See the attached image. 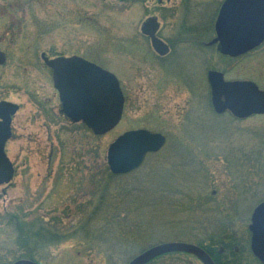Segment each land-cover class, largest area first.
Listing matches in <instances>:
<instances>
[{
	"label": "rangeland",
	"instance_id": "1",
	"mask_svg": "<svg viewBox=\"0 0 264 264\" xmlns=\"http://www.w3.org/2000/svg\"><path fill=\"white\" fill-rule=\"evenodd\" d=\"M219 5L0 0V50L6 55L0 101L18 105L5 148L15 173L0 184V263L26 259L21 238L50 230L61 237L34 250L38 264H129L160 243L214 242L236 209H253L255 202L232 197L248 195L250 178L264 176V116L233 122L216 115L208 86L207 101H199V68L187 73L190 89H170L169 105L153 106L154 71L137 67L147 51L140 27L149 15H158L164 36L187 32L210 16L213 22ZM42 52L52 58L79 55L114 73L125 96L119 124L96 136L61 115ZM207 57V67H220L214 47L207 48ZM227 63L228 76H250L264 89V46ZM136 128L161 133L164 145L131 172L112 174L109 145ZM166 259L151 264H201Z\"/></svg>",
	"mask_w": 264,
	"mask_h": 264
},
{
	"label": "water",
	"instance_id": "2",
	"mask_svg": "<svg viewBox=\"0 0 264 264\" xmlns=\"http://www.w3.org/2000/svg\"><path fill=\"white\" fill-rule=\"evenodd\" d=\"M161 1V0H158ZM264 0H226L216 23L221 47L231 54H240L257 46L264 38ZM158 22L147 18L141 32L151 39L154 49L162 42L155 36ZM41 58L52 71V82L58 92L61 111L73 123L84 124L96 136L111 131L118 125L123 111L124 98L116 76L79 56ZM5 54L0 51V65ZM211 104L216 113L229 109L234 115L264 114V90L251 81L224 82L222 75L209 71ZM224 96L222 102L221 97ZM18 105L0 102V184H8L14 169L4 152L10 136L11 116ZM165 136L146 129L128 130L119 135L107 149V165L112 174H126L137 168L148 152L158 151L165 143ZM264 230V206L258 216ZM261 224L259 227H261ZM169 252H186L197 256L203 264H214L197 245L185 242H167L152 246L129 264H145ZM12 264H36L31 259H18Z\"/></svg>",
	"mask_w": 264,
	"mask_h": 264
},
{
	"label": "flooded vegetation",
	"instance_id": "3",
	"mask_svg": "<svg viewBox=\"0 0 264 264\" xmlns=\"http://www.w3.org/2000/svg\"><path fill=\"white\" fill-rule=\"evenodd\" d=\"M225 1L226 0H220V5L218 7L213 22L211 21L212 19H210L211 17L210 16L209 19H207L206 21L205 20L202 21L204 23H202L201 25L196 27H191L187 32H183V33L174 32L171 34L167 33L168 35H164V36L161 35L162 23L160 22L158 15L157 14L149 15L147 18L155 17L158 22V28L156 29L155 36L162 42L161 47L159 49L153 48L150 37L144 35L141 32V27H140L141 35L145 40V43L142 45V47H145L147 51L146 54L144 53L140 54V60L138 62L139 66L137 67H138V71H140L141 73H146L151 68L154 71L155 77H152L154 88L153 90H150L152 92V97L154 101L153 106L157 104H159L158 106H162V107L165 105H169V102L171 101V97L168 94V91L170 89L173 90L181 89L182 86H185L186 89H190L191 84L188 81L189 76L187 75V73L188 74L189 72L192 73V71H196L195 69L198 68L200 70L201 80H203L200 84L201 88L200 90H198L200 93V97H201V93L203 97L199 99V101L202 100L207 101L206 87L208 86L210 92L209 100L213 111L214 109L211 104V89L208 80L209 71H215L217 73H220L222 75V80L224 82L251 81L254 82L259 89L264 90L250 76H245V77L228 76L227 62L229 60L238 61L239 58L243 56H248L253 51L254 52L257 51L258 49L264 46V38L257 46L240 54H231L224 51L221 47L220 36L218 35L216 30V23ZM165 2L170 3V0H161V1L156 0L158 6H162ZM263 20H264V12H263ZM144 21L142 22V24L144 23ZM209 21H211V23ZM209 47H214L215 51L218 53V58L220 59V63H221L220 67L218 68L207 67L208 66L207 48ZM42 53H44V55L47 56L48 58H52L49 57L45 52ZM75 56H79V55H75ZM82 58L90 62H93L85 57ZM5 61H6V55H5ZM119 86L124 98V103H123V111H124L125 96L120 81H119ZM144 87L146 88V86ZM197 88L199 89V86L196 84L195 89ZM221 100L222 102L225 100L224 96L221 97ZM1 101H5V100H1ZM187 101L189 103L188 99ZM59 109L61 115L65 116V114L61 111L62 109L61 102ZM123 111H122L121 119L123 117ZM151 113L154 112L151 111ZM14 115L15 113L11 116V121H10L11 133L9 138L6 140L4 144V152H5L6 144L11 139L12 136L11 125H12V118ZM216 115L229 116L233 122H241V121L249 120L256 116H264V114H249L245 117H240L234 115L229 109H226L221 113H216ZM136 129L149 130L147 128H136ZM7 157L11 162L9 156ZM11 164L13 166L12 162ZM14 173H15V169H14ZM248 191L250 192V193L248 192V195L237 194V195H233L232 199L233 201H236L238 199L239 200L247 199L249 201H253L255 202L253 204L254 207H252L253 209L249 207L251 209L249 210V208H247L248 211L246 210V214L245 211L242 212L240 209H236L237 213H234L233 215L235 219L233 220V222L230 223V225L224 227L223 232L217 235L216 241L213 242V240L210 238L207 241L202 240L198 242H193L194 245L200 247L207 254V256L210 258L211 261H213L214 264H264V230L262 231L263 225L260 223V220L258 218L259 211L264 206V176L260 180L250 178ZM259 196H261V198H259ZM257 197L259 199H257ZM242 218L243 220H241ZM260 224L261 227H259ZM159 259L160 260L166 259L168 261H199L202 264L201 260L197 256L186 252L167 253L149 261L146 264H151L152 261H156Z\"/></svg>",
	"mask_w": 264,
	"mask_h": 264
},
{
	"label": "trees",
	"instance_id": "4",
	"mask_svg": "<svg viewBox=\"0 0 264 264\" xmlns=\"http://www.w3.org/2000/svg\"><path fill=\"white\" fill-rule=\"evenodd\" d=\"M30 234H31V237L29 236H25V238H21L22 240V243L20 244V247L21 249L23 248V250L26 252L25 253V256H26V259H31L33 260L35 263L38 264V262L35 260V256H34V250L36 248H42V246L44 244H48L50 241H56L57 240V235H59V237H61V235L59 233H55V231H50V230H41V231H30ZM36 236V239H33L34 237ZM39 236L40 239H39ZM33 239V245L34 243L36 245H31L32 241L30 242L28 239ZM24 240V241H23ZM153 262V261H152ZM2 264V263H0Z\"/></svg>",
	"mask_w": 264,
	"mask_h": 264
}]
</instances>
